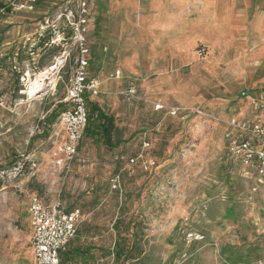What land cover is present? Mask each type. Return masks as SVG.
Returning <instances> with one entry per match:
<instances>
[{"label": "rangeland", "instance_id": "obj_1", "mask_svg": "<svg viewBox=\"0 0 264 264\" xmlns=\"http://www.w3.org/2000/svg\"><path fill=\"white\" fill-rule=\"evenodd\" d=\"M78 1L37 0L35 10L26 12L14 0L8 12L0 13V264H34L27 211L31 197L67 212L78 210L76 235L94 245L103 260L99 263L113 261L118 220L127 256L118 264H264V181L258 185L254 177L240 176L224 137L243 99L240 92L264 87V71L245 68L235 76L232 47L215 51L213 62L203 66L210 55L205 43L194 48L187 67L160 63L174 75L168 84L155 86L156 73L145 86L137 72L116 66L108 71L112 61L102 65L101 57L109 52L110 4L123 0H90V71L97 78L102 69L107 73L99 78L100 95L88 101L112 116L111 146L83 133L77 155L68 160L59 151L66 138L61 114L68 109L64 98L77 56L68 22ZM124 1L118 13H129L133 28L123 26L118 44L128 53L137 50L131 39L143 11L134 0ZM44 21L64 31L65 42L54 41L56 30L49 27L32 47ZM69 48L59 74L43 75ZM105 79L116 84L107 87ZM131 85L146 94V102L126 96ZM170 86L183 89L190 102L176 100ZM173 108L179 110L175 115ZM13 168H21L16 176ZM117 175L115 190L111 180Z\"/></svg>", "mask_w": 264, "mask_h": 264}, {"label": "crops", "instance_id": "obj_2", "mask_svg": "<svg viewBox=\"0 0 264 264\" xmlns=\"http://www.w3.org/2000/svg\"><path fill=\"white\" fill-rule=\"evenodd\" d=\"M125 3L123 0L121 3L110 4L113 14L107 23L111 34L107 41L109 52L101 57L102 65L106 60L112 61V67L108 71L116 66L121 67L123 71L137 72L145 86L150 84L153 73H156L155 78L158 83L155 82V86L168 84L174 82V75H170L168 69L161 67L160 63L174 62L180 68L187 67L194 61V48L202 43L209 45L210 54L203 61L205 63L203 66H209V62H213L215 51L221 52L225 48L232 47L235 51L232 63L235 76H240L241 70L245 68H258L264 71V0H134L133 4L138 3L139 8L142 5L143 12L138 18L137 35L133 40L131 39V42L136 41L138 44L137 50L132 49L128 53L124 44H118L120 35L124 34L123 26L132 27L131 15L127 12L118 13L121 11L120 5ZM116 11L117 14H114ZM114 45H117V52H114ZM106 50L103 48V51ZM89 52L88 71L91 76L97 78L90 71L94 58L91 49ZM95 52L101 53V50ZM198 65H201L200 62ZM135 66L138 68L137 71ZM106 73L107 70L102 69L97 76L103 78ZM99 82L101 90V81ZM103 82L107 87L116 84L111 79H105ZM131 87L135 88L131 85L127 89ZM151 90L152 88L149 87V91ZM136 91L147 97L139 89ZM244 91L256 99H264V87L249 88ZM171 93L182 103L190 102L188 97L182 96L183 89L178 86H174ZM234 111L235 114L230 116L228 121L235 119L238 122H252L258 114L250 99H241ZM238 164L242 170L241 177H254L258 185L262 184L264 179H259L255 172L239 162ZM30 228L32 242L31 223ZM76 234L66 249L60 253V264H105L99 263L103 260L95 253L97 249L94 245L80 240ZM29 254L35 264L33 249Z\"/></svg>", "mask_w": 264, "mask_h": 264}, {"label": "built area", "instance_id": "obj_3", "mask_svg": "<svg viewBox=\"0 0 264 264\" xmlns=\"http://www.w3.org/2000/svg\"><path fill=\"white\" fill-rule=\"evenodd\" d=\"M12 3L11 5H13ZM36 5L37 0H18L16 6L19 10L33 12ZM89 17L90 0H79L77 11L68 22L70 44L77 53L75 67L64 98L69 107L61 114V123L66 138L59 151L68 160H72L77 155L79 143L87 125V102L89 98L97 97L101 93L99 80L91 76L88 71L90 52L86 43V34ZM59 19H61V15L57 16V21ZM44 25L35 32L32 47L44 37L45 31L49 27L56 30V32L54 31L56 34L54 41L58 44L65 42L64 31H59L53 23L49 26L47 21H44ZM27 41L30 39L28 38ZM54 41L52 39L50 42L53 43ZM69 57L70 48L62 49L61 53L55 57L49 70L56 67L54 71H56L55 75H58ZM54 71L51 73L53 74ZM115 74L119 75V72L116 71ZM125 94L133 100L147 101L133 87L127 89ZM240 95L243 99H250L258 114L252 122H238L235 119L227 122L224 136L227 155L230 160L239 162L245 168L255 172L259 179H264V99H256L246 91L241 92ZM155 109H161V106L156 104ZM178 111V108H173L170 114L175 115ZM148 145L147 142H144L145 147ZM130 161L133 162V160ZM149 166H154V162H150ZM20 169L13 168L12 174L16 176ZM111 186L115 190L119 188L118 175L112 178ZM28 214L33 231L31 246L35 264H60V253L66 249L76 234L78 210L67 212L58 205H46L36 197H31L28 204Z\"/></svg>", "mask_w": 264, "mask_h": 264}, {"label": "trees", "instance_id": "obj_4", "mask_svg": "<svg viewBox=\"0 0 264 264\" xmlns=\"http://www.w3.org/2000/svg\"><path fill=\"white\" fill-rule=\"evenodd\" d=\"M5 1L7 4H5ZM12 1L14 0H0V13H3L4 11L8 12L10 10L9 2ZM65 103L69 107V104L67 102ZM87 109H88V119H87V125L84 129V136H88V137L99 136L105 145L111 146V133L113 130L112 116L105 114L96 104L90 103L89 101L87 102ZM65 111L66 109H64L63 112ZM93 115L95 116V122L93 123V127L91 129L90 124L91 121L94 120ZM118 223L119 222L117 220L114 224L117 240L114 243V249L112 251V255H113L112 264H118V262L120 263L124 259H127L122 244H120L122 240H120L121 236H120V232L118 231V225H119Z\"/></svg>", "mask_w": 264, "mask_h": 264}, {"label": "bare ground", "instance_id": "obj_5", "mask_svg": "<svg viewBox=\"0 0 264 264\" xmlns=\"http://www.w3.org/2000/svg\"><path fill=\"white\" fill-rule=\"evenodd\" d=\"M56 69V67H52V69H48L47 70V72H44L43 73V75H50L51 74V71H54ZM41 76H39V78H40ZM48 79V78H47ZM36 81V80H35ZM39 84V82H35V83H33V85H38ZM33 88V87H32ZM30 89H31V87H30Z\"/></svg>", "mask_w": 264, "mask_h": 264}]
</instances>
